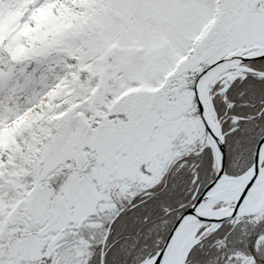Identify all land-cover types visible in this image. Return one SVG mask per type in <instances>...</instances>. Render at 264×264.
<instances>
[{
  "label": "snow or ice",
  "instance_id": "obj_1",
  "mask_svg": "<svg viewBox=\"0 0 264 264\" xmlns=\"http://www.w3.org/2000/svg\"><path fill=\"white\" fill-rule=\"evenodd\" d=\"M0 264H264V0H0Z\"/></svg>",
  "mask_w": 264,
  "mask_h": 264
}]
</instances>
